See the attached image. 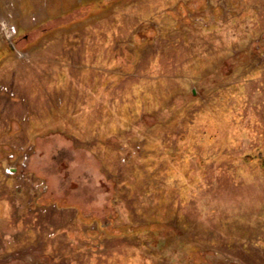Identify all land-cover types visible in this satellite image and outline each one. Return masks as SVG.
I'll use <instances>...</instances> for the list:
<instances>
[{"label":"rangeland","instance_id":"rangeland-1","mask_svg":"<svg viewBox=\"0 0 264 264\" xmlns=\"http://www.w3.org/2000/svg\"><path fill=\"white\" fill-rule=\"evenodd\" d=\"M0 264H264V0H0Z\"/></svg>","mask_w":264,"mask_h":264},{"label":"trees","instance_id":"trees-1","mask_svg":"<svg viewBox=\"0 0 264 264\" xmlns=\"http://www.w3.org/2000/svg\"><path fill=\"white\" fill-rule=\"evenodd\" d=\"M9 44V43H8Z\"/></svg>","mask_w":264,"mask_h":264}]
</instances>
